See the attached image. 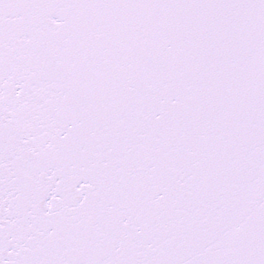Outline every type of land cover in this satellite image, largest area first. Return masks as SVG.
Listing matches in <instances>:
<instances>
[{
  "label": "snow or ice",
  "instance_id": "6c2138e0",
  "mask_svg": "<svg viewBox=\"0 0 264 264\" xmlns=\"http://www.w3.org/2000/svg\"><path fill=\"white\" fill-rule=\"evenodd\" d=\"M0 264H264V0H0Z\"/></svg>",
  "mask_w": 264,
  "mask_h": 264
}]
</instances>
